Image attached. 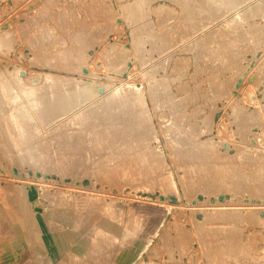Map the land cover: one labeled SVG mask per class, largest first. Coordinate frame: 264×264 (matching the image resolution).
<instances>
[{"label":"rangeland","instance_id":"obj_1","mask_svg":"<svg viewBox=\"0 0 264 264\" xmlns=\"http://www.w3.org/2000/svg\"><path fill=\"white\" fill-rule=\"evenodd\" d=\"M138 1L0 0V264H264V0Z\"/></svg>","mask_w":264,"mask_h":264},{"label":"bare ground","instance_id":"obj_2","mask_svg":"<svg viewBox=\"0 0 264 264\" xmlns=\"http://www.w3.org/2000/svg\"><path fill=\"white\" fill-rule=\"evenodd\" d=\"M138 1V0H137ZM191 1V0H190ZM227 1V0H226ZM230 1V0H229ZM138 2H140V1H138ZM192 2V1H191ZM223 2V1H222ZM240 2V1H239ZM137 3V2H136ZM151 3V2H150ZM178 3V2H177ZM180 3V2H179ZM178 3V4H179ZM184 3V2H183ZM242 3V2H241ZM140 4V3H139ZM197 4V3H196ZM264 4V3H263ZM244 5V4H243ZM259 5V4H258ZM128 6V5H127ZM140 6V5H139ZM144 7V6H143ZM219 7V6H218ZM244 7V6H243ZM242 7V8H243ZM246 7V6H245ZM249 7H250V5H249ZM257 7V6H256ZM125 8V7H124ZM139 8V7H138ZM147 8H149V6L147 7ZM190 8V7H189ZM255 8V7H254ZM253 8V9H254ZM72 9V8H71ZM134 9V8H133ZM187 9V8H186ZM245 9V8H244ZM252 9V8H251ZM252 9V10H253ZM255 9H257V8H255ZM139 10V9H138ZM137 10V11H138ZM148 10V9H147ZM235 10V9H234ZM240 10V9H239ZM247 10V9H246ZM260 10V9H259ZM136 11V12H137ZM187 11V10H186ZM232 11V10H231ZM249 11V10H248ZM264 12V11H263ZM183 13H184V11H183ZM255 13V12H254ZM148 14V13H147ZM189 14V13H188ZM245 14H246V12H245ZM250 14V13H249ZM252 15V14H251ZM258 15V14H257ZM261 15H262V13H261ZM135 16H136V14H135ZM206 16V15H205ZM237 16V15H236ZM247 16V15H246ZM143 17H144V15H143ZM195 17V16H194ZM256 17V16H255ZM262 17V16H261ZM145 18V17H144ZM149 18V17H148ZM249 18V17H248ZM132 19V18H131ZM242 19V18H241ZM245 19H246V17H245ZM244 19V20H245ZM197 20V19H196ZM249 20H250V18H249ZM142 21V20H141ZM185 21V20H184ZM187 22V21H186ZM234 22V21H233ZM135 23V22H134ZM148 23V22H147ZM171 23V22H170ZM239 24H240V22H239ZM249 24V23H248ZM255 24V23H254ZM141 25V24H140ZM147 25V24H146ZM167 25V24H166ZM233 25V24H232ZM235 25H236V23H235ZM261 25V24H260ZM145 26V25H144ZM193 26V25H192ZM195 26V25H194ZM239 26V25H238ZM244 26V25H243ZM151 27V26H150ZM162 27V26H161ZM254 27V26H253ZM259 27H261V26H259ZM264 27V26H263ZM146 28H148V26L146 27ZM146 28H144V30L146 29ZM233 28H235V27H233ZM242 28V27H241ZM257 29V28H256ZM261 29V28H260ZM249 30V29H248ZM251 30H252V28H251ZM255 30V29H254ZM147 31V30H146ZM151 31H153L152 29H151ZM158 31H160V30H158ZM228 31V30H227ZM256 31H259V29H257ZM255 31V32H256ZM145 32V31H144ZM155 32V31H154ZM174 32V31H173ZM252 32H253V30H252ZM251 32V33H252ZM148 33H149V30H148ZM147 33V34H148ZM157 34V33H156ZM160 34V33H159ZM165 34V33H164ZM253 34H255V33H253ZM153 35V34H152ZM245 35V34H244ZM251 35V34H250ZM76 36V35H75ZM146 36H148V35H146ZM243 36V35H242ZM9 37V36H8ZM155 37V36H154ZM164 37V36H163ZM218 37V36H217ZM241 37V36H240ZM239 37V38H240ZM248 38V37H247ZM2 39V38H1ZM151 39H152V36H151ZM154 39V38H153ZM138 40V39H137ZM174 40V39H173ZM221 40V39H220ZM255 42V41H254ZM78 43V42H77ZM154 43V42H153ZM169 43V42H168ZM79 44V43H78ZM139 44H140V42H139ZM166 44V43H165ZM172 44V43H171ZM141 46V45H140ZM5 47V46H4ZM80 47V46H79ZM232 47V46H231ZM87 49V48H86ZM139 49V48H138ZM141 49V48H140ZM208 49V48H207ZM83 50V49H82ZM145 51V50H144ZM139 52H141V51H139ZM146 52V51H145ZM144 53V52H143ZM53 54V53H52ZM65 55V54H64ZM77 55H79V54H77ZM213 55V54H212ZM60 56V55H59ZM66 56H67V54H66ZM69 57V56H68ZM83 57V56H82ZM64 58V57H63ZM70 58V57H69ZM73 57H71V59H72ZM120 58V57H119ZM59 59V58H58ZM70 59V60H71ZM81 59V58H80ZM175 60V59H174ZM57 61V60H56ZM187 61V60H186ZM69 62V61H68ZM72 62V61H71ZM81 62V61H80ZM184 62V61H183ZM179 63V62H178ZM62 64V63H61ZM67 65V64H66ZM160 65V64H159ZM165 65V64H164ZM187 65V64H186ZM71 66V65H70ZM68 67H69V64H68ZM72 67H73V63H72ZM78 67V66H77ZM158 68V67H157ZM62 76V75H61ZM156 80V79H155ZM160 81V80H159ZM50 83V82H49ZM164 83V82H163ZM4 84V83H3ZM158 84V83H157ZM49 86V85H48ZM5 87V86H4ZM55 87V86H54ZM163 87H164V85H163ZM2 88V87H1ZM17 88V87H16ZM16 88H15V90H16ZM115 88V87H114ZM117 88H119V87H117ZM134 88H136V87H134ZM168 88V87H167ZM18 89V88H17ZM64 89V88H63ZM59 90V89H58ZM78 90V89H77ZM83 90V89H82ZM81 90V91H82ZM85 90H87V88L85 89ZM84 90V91H85ZM90 90V89H89ZM88 90V91H89ZM118 90V89H117ZM153 90V89H152ZM159 90H161V89H159ZM13 91V90H12ZM20 91V90H19ZM34 91V90H33ZM56 91V90H55ZM81 91H80V93H81ZM83 91V92H84ZM119 91H121V90H119ZM163 91V90H162ZM25 92V91H24ZM31 92V91H30ZM51 92V91H50ZM49 92V93H50ZM79 92V91H78ZM93 92V91H92ZM118 92V91H117ZM157 92V91H156ZM165 92H166V89H165ZM170 92V91H169ZM20 93V92H19ZM37 93V92H36ZM87 93V92H86ZM138 93V92H137ZM12 94V93H11ZM23 94V93H22ZM53 94V93H52ZM76 94V93H75ZM82 94V93H81ZM163 94V93H162ZM9 95V94H8ZM14 95V94H13ZM21 95V94H20ZM30 95V94H29ZM64 95V94H63ZM84 95H86V94H84ZM88 95V94H87ZM93 95V94H92ZM95 95H97V94H94V96ZM136 95V94H135ZM143 95V94H142ZM161 95V94H160ZM36 96V95H35ZM65 96V95H64ZM75 96V95H74ZM89 96V95H88ZM91 96V95H90ZM94 96H92V100H93V98L95 99V97ZM170 96V95H169ZM9 97V96H8ZM17 97V96H16ZM32 97V96H31ZM34 97V96H33ZM78 97H80V96H78ZM128 97V96H127ZM125 95H123L122 96V94H120V92H118L117 94L116 93H113L112 94V99H113V101H114V99L115 98H117L118 99V101H122L123 103H125V105H126V98H127ZM28 98V97H27ZM76 98V97H75ZM97 98V97H96ZM143 98V97H142ZM155 98V97H154ZM9 99H10V97H9ZM30 99V98H29ZM83 99V98H82ZM98 99V98H97ZM112 99H110V100H112ZM136 99V98H135ZM88 100H90V99H88ZM87 100V98H86V102L88 101ZM76 101H78V100H76ZM79 101H80V99H79ZM84 100H83V102H85ZM91 101V100H90ZM95 101V100H94ZM117 101V102H118ZM129 101V100H128ZM159 101V100H158ZM22 102V101H21ZM46 104H47V106H50V109H53L52 111H55V110H58V109H62V108H65L66 107V103H69V101H67L66 100V98L65 97H60V98H55V100L54 101H52L51 99L49 100V98H46ZM52 102V103H51ZM143 102V101H142ZM167 102V101H166ZM165 102V103H166ZM13 103V102H12ZM31 103V102H30ZM51 103V104H50ZM76 103V102H75ZM114 103H116V100H115V102ZM123 103H121V104H123ZM5 104V103H4ZM3 104V105H4ZM23 104V103H22ZM50 104V105H49ZM88 104V103H87ZM87 104H86V106H87ZM112 104V103H111ZM117 104V103H116ZM119 104V103H118ZM128 104V103H127ZM139 104V103H138ZM157 104V103H156ZM163 104V103H162ZM24 105H26V104H24ZM72 105V104H71ZM77 105H78V103H77ZM85 105V104H84ZM91 105V104H90ZM115 105V104H114ZM124 105V106H125ZM33 106V105H32ZM42 106V105H41ZM40 106V107H41ZM46 106V107H47ZM112 106V105H111ZM123 106V105H122ZM31 107V106H30ZM70 107V106H69ZM94 107V106H93ZM114 107V106H113ZM146 107V106H145ZM156 107V106H155ZM2 108V107H1ZM1 108H0V110H1ZM25 108V107H24ZM27 108V107H26ZM147 108V107H146ZM32 110H33V108H31ZM94 109V108H93ZM4 110V109H3ZM49 110V109H48ZM81 110V109H80ZM96 110V109H95ZM139 110V109H138ZM2 111V110H1ZM29 111H30V108H29ZM51 111V112H52ZM125 111V110H124ZM133 111V110H132ZM135 111V110H134ZM38 112V111H37ZM30 113V112H29ZM42 113V112H41ZM91 113V112H90ZM110 113V112H109ZM248 113V112H247ZM23 114V113H22ZM33 114V113H32ZM119 114V113H118ZM249 114V113H248ZM43 115V114H42ZM47 115V114H46ZM57 115V114H56ZM62 115V114H61ZM87 115V114H86ZM120 115V114H119ZM136 115V114H135ZM22 116V115H21ZM33 116V115H32ZM45 116V115H44ZM73 116V115H72ZM149 116V115H148ZM244 116V115H243ZM16 117V116H15ZM63 117V116H62ZM37 118V117H36ZM17 119V118H16ZM87 119V118H86ZM49 120V119H48ZM96 120V119H95ZM101 120V119H100ZM122 120V119H121ZM124 120V119H123ZM17 121V120H16ZM36 121V120H35ZM43 121V120H42ZM114 121V120H113ZM40 122V121H39ZM119 122V121H118ZM140 122V121H139ZM206 122V121H205ZM243 122V121H242ZM20 123V122H19ZM27 123V122H26ZM21 124V123H20ZM51 124V123H50ZM54 124V123H53ZM78 124V123H77ZM96 124V123H95ZM133 124V123H132ZM180 125V124H179ZM36 126H37V124H36ZM39 126V125H38ZM62 126V125H61ZM8 127V126H7ZM22 127V126H21ZM41 127V126H40ZM43 127V126H42ZM97 127H98V125H97ZM16 128H18V127H16ZM52 128V127H51ZM21 129V128H20ZM32 129V128H31ZM42 129V131H43V128H41ZM47 129H49V128H47ZM83 129V128H82ZM184 129V128H183ZM23 130V129H22ZM25 130V129H24ZM53 130V129H52ZM21 131V130H20ZM102 131V130H101ZM25 132V131H24ZM106 132V131H105ZM95 133V132H94ZM109 133V132H108ZM139 133V132H138ZM3 134V133H2ZM20 134H22L21 132H20ZM128 134V133H127ZM86 135V134H85ZM23 136H25L24 135V133H23ZM64 136V135H63ZM20 137V136H19ZM137 137V136H136ZM181 137V136H180ZM18 138V137H17ZM21 138H24V137H21ZM27 138V137H26ZM79 138V137H78ZM113 138V137H112ZM19 139V138H18ZM17 139V140H18ZM107 139V138H106ZM22 140V139H21ZM29 140V139H28ZM34 140V139H33ZM15 141V140H14ZM24 141V140H23ZM129 141V140H128ZM127 141V142H128ZM178 141H180V140H178ZM178 141L176 142L177 144H178ZM182 141V140H181ZM99 142H100V140H99ZM20 143V142H19ZM25 143V142H24ZM110 143V142H109ZM124 143V142H123ZM181 143H183V141L181 142ZM181 143L180 144H178V145H181ZM16 144V143H15ZM147 144V143H146ZM187 144V143H186ZM11 145V144H10ZM183 145V144H182ZM188 145V144H187ZM18 146V145H17ZM120 146V145H119ZM70 147V146H69ZM147 147V146H146ZM60 148V147H59ZM96 148V147H95ZM93 149V148H92ZM114 149V148H113ZM149 149V148H148ZM29 150V149H28ZM22 151V150H21ZM127 151V150H126ZM150 151V150H149ZM39 152V151H38ZM62 152H64V151H62ZM27 153V152H26ZM14 154V153H13ZM30 154V153H29ZM39 154V153H38ZM116 154V153H115ZM17 155V154H16ZM15 155V156H16ZM31 155V154H30ZM107 155V154H106ZM24 156V155H23ZM94 156V155H93ZM135 156V155H134ZM112 157V156H111ZM31 158V157H30ZM116 159V158H115ZM64 160V159H63ZM102 161V160H101ZM133 161V160H132ZM33 163V162H32ZM108 164V163H107ZM43 165V164H42ZM60 165V164H59ZM90 165V164H89ZM130 165V164H129ZM63 166V165H62ZM68 166V165H67ZM71 166V165H70ZM109 166V165H108ZM260 166V165H259ZM49 168V167H48ZM57 170V169H56ZM89 170V169H88ZM258 170V169H257ZM35 171V170H34ZM107 171V170H106ZM233 171V170H232ZM251 171V170H250ZM87 172V171H86ZM43 173V172H42ZM121 173V172H120ZM144 173V172H143ZM232 173V172H231ZM237 173V172H236ZM252 173H253V171H252ZM255 174V173H254ZM248 175V174H247ZM227 176V175H226ZM249 176H250V174H249ZM174 185V184H173ZM260 185V184H259ZM264 188V187H263ZM65 191V190H64ZM88 195V194H87ZM84 201V200H83ZM104 202V201H103ZM107 202V201H106ZM54 207V206H53ZM86 207V206H85ZM92 207V206H91ZM62 208V207H61ZM86 209V208H85ZM102 210V209H101ZM100 210V211H101ZM104 210H106V209H104ZM117 210V209H116ZM83 211V210H82ZM98 211V210H97ZM108 211V210H107ZM110 211V210H109ZM99 212V211H98ZM98 212L96 213V214H98ZM102 212H104V211H102ZM106 212V211H105ZM92 214L94 213V212H91ZM113 213V212H112ZM91 214V215H92ZM95 214V213H94ZM94 214H93V217L92 216H90V214H89V216L91 217H86V218H88V220H86V224L85 225H83V222H82V225H83V227L81 228L82 230V232H86L87 234V236H85V237H89V238H86L87 240L89 239L90 240V238H92L91 240H93V242L95 241H97L98 239H102V238H104L105 236H106V233H107V231H109V230H112L113 228H114V226L116 225V223L114 222V220H113V217L110 215V214H108V212H106V214H102V217H100V218H103L104 216L103 215H106L104 218H103V220H100L99 219V217H97V216H94ZM101 213H99V215H100ZM115 214V213H114ZM118 215H119V213H118ZM82 216H83V214H82ZM97 217V218H96ZM112 217V218H111ZM85 218V217H84ZM120 218V217H119ZM85 220V219H84ZM83 219H81V221H84ZM117 220V219H116ZM32 221V220H31ZM80 221V220H79ZM118 221V220H117ZM121 222V221H120ZM79 223V222H78ZM81 225V226H82ZM33 226V225H32ZM80 226V225H79ZM77 227V226H76ZM1 228V227H0ZM39 228V227H38ZM79 232V235L81 234V232L80 231H78ZM38 233V232H37ZM110 233V232H109ZM108 234V233H107ZM78 235V236H79ZM83 235V234H82ZM89 235V236H88ZM130 235V234H129ZM4 236V235H3ZM104 236V237H103ZM125 236V235H124ZM127 236V235H126ZM1 237V236H0ZM128 239V238H127ZM90 242H92V241H90ZM106 243V242H105ZM100 244V243H99ZM113 245V244H112ZM228 246V245H227ZM231 246V245H230ZM111 248V247H110ZM221 250V249H220ZM237 250V249H236ZM225 256V255H224ZM91 258V257H90ZM228 258V257H227ZM221 261V260H220ZM52 263V262H51ZM45 264V263H44Z\"/></svg>","mask_w":264,"mask_h":264}]
</instances>
